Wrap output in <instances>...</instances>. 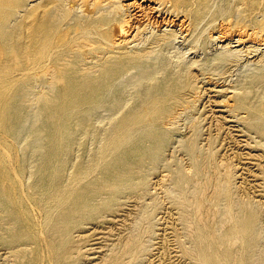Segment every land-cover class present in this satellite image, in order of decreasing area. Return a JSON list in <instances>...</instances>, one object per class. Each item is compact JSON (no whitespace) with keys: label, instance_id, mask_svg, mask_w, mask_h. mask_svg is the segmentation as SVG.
<instances>
[{"label":"rangeland","instance_id":"rangeland-1","mask_svg":"<svg viewBox=\"0 0 264 264\" xmlns=\"http://www.w3.org/2000/svg\"><path fill=\"white\" fill-rule=\"evenodd\" d=\"M91 1H78L82 7L79 15L93 13ZM121 2L130 4V9L125 7L117 17L121 22L112 27L119 29L122 24L127 31L122 36L127 41L134 38V43L126 41L123 46L153 50L149 62L155 65V74L143 78L135 70L125 75L120 86L122 105L115 108L110 100L92 114L91 129L84 130L82 126L76 129L77 143L65 156L66 164L61 170L65 189L88 190L98 185L107 135L118 116L132 111L137 103L146 104L152 89L164 84L167 77H179L188 84L187 77L192 76V89L184 93L195 107L176 108L175 115L161 126L165 140L153 146L157 159L146 158L142 167L135 170L133 183L115 198H111L109 191L92 197V210L85 216L75 214L73 226L64 234L56 226L62 216L68 219L70 203L59 206L49 220L50 202L41 201L43 194L37 186L38 170L49 147L44 140L36 142L32 138L41 123L34 103L38 84L31 88L22 134L17 140H8L15 144L22 165L24 206L35 228L29 239L11 238L19 231L18 226L0 212V236L3 237L0 238V264H204L196 236L200 222L209 232L206 242L217 241L223 264H264V132L261 134L252 124L254 114L260 112L264 127V29L259 33L260 29L255 31L252 25V20L263 19L262 12H249L247 4L232 0L233 12L215 16L221 1L213 0L211 11L194 24L186 14L173 12L171 4L159 12L153 9L157 4L149 1ZM164 30L175 35L168 43H156V35ZM116 33L120 39L118 30ZM87 61L83 66L91 64V57ZM242 95L247 98L248 111L235 108ZM192 144L197 148L194 153ZM82 164L89 168L88 173L77 178ZM180 174L185 177L183 190L176 185ZM220 187L225 190L217 199ZM198 205H201L199 210ZM247 214L255 217L253 233L224 243L222 239L228 230L247 218ZM250 241L254 244L249 250Z\"/></svg>","mask_w":264,"mask_h":264},{"label":"bare ground","instance_id":"bare-ground-1","mask_svg":"<svg viewBox=\"0 0 264 264\" xmlns=\"http://www.w3.org/2000/svg\"><path fill=\"white\" fill-rule=\"evenodd\" d=\"M78 1L0 0V212L6 214L18 226L19 231L11 238L29 239L35 228V222L24 206L26 197L22 191V165L16 155L15 144L8 140L9 138L17 140L22 134L26 122L28 92L35 85L38 84V94L34 103L38 107L41 127L33 131L32 138L36 142L44 140L49 147V153L38 170L37 186L43 194L41 201L50 202L47 207L49 220L53 218L54 211L59 206L65 202L70 203L68 219L62 216L60 224L56 226L64 234L68 233L73 226L75 214L85 216L92 210V197L109 191L111 198H115L122 189L133 183L135 170L142 167L146 158L157 159L158 155L153 146L165 140L161 126L168 118L175 115L176 108L191 110L195 107V103L188 101L184 93L187 89H192V76L187 77L188 84L183 83L179 77L177 79L167 77L164 84L152 89L146 104L137 103L132 111L118 116L107 135V148L103 155V172L98 185L94 184L93 188L88 190L68 191L65 189V180L61 176V170L66 164L65 156L77 143L76 129L79 126H82L84 130L91 129L92 114L106 103H110V100H112L110 104H113L115 108L122 105L123 95L120 86L125 75L135 70L143 78L155 74V65L149 62L153 50L144 47L129 49L123 46V43L127 41V37L122 36L123 33H127L125 26L121 24L119 29L112 27L119 21L117 17L125 11L124 8L130 9V4L123 5L121 0H93L90 5L93 13L90 16H81L78 11L81 12L82 7ZM148 1L157 4V7L153 9L159 12L166 10L171 4L173 12L186 14L196 24L211 11L210 4L213 0H143V2ZM220 1V8L215 16H223L234 11L232 0ZM241 3L248 5L249 12H262L261 21L252 20L255 31L260 29L259 33L262 32L264 29V0H241ZM116 29L120 33V39L116 37ZM174 35L173 32L164 30L163 33L156 35L155 42L168 43ZM133 40L127 42L134 43ZM88 57L92 59L91 64L83 66L88 62ZM247 105V98L242 95L236 101L235 108L248 111ZM252 124L255 130L263 134L264 127L260 112L254 114ZM195 149L197 148L192 144L193 153ZM88 170L86 165H80L76 177L88 173ZM176 185L180 190L186 186L185 177L181 174L176 179ZM224 190V187L217 189V199L224 194ZM200 207L201 205H198V210ZM247 215V218L239 220L237 224H233L230 231L228 230L222 239L224 243L233 238L247 237L253 233L255 217L253 214ZM189 220L192 219L189 218ZM200 223L198 227L196 223L191 224L197 227L196 236L201 245L200 257L204 264H223L217 251V241L206 242L209 232L206 225L203 223L200 225ZM195 227L194 230H196ZM0 238L3 237L0 236ZM253 244L254 242L250 241L247 248L252 249Z\"/></svg>","mask_w":264,"mask_h":264}]
</instances>
